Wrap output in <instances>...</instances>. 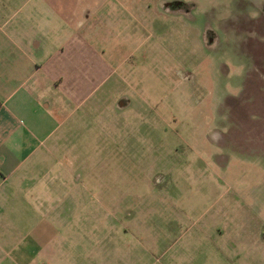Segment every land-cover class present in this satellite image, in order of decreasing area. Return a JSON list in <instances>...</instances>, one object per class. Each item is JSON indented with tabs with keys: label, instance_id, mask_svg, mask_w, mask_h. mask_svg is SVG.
<instances>
[{
	"label": "rangeland",
	"instance_id": "obj_1",
	"mask_svg": "<svg viewBox=\"0 0 264 264\" xmlns=\"http://www.w3.org/2000/svg\"><path fill=\"white\" fill-rule=\"evenodd\" d=\"M79 19L115 74L57 71L49 89L43 64ZM7 24L24 50L6 46ZM4 78L57 94L54 161H38L44 238L28 242L45 264H243L264 222V0H0Z\"/></svg>",
	"mask_w": 264,
	"mask_h": 264
},
{
	"label": "crops",
	"instance_id": "obj_2",
	"mask_svg": "<svg viewBox=\"0 0 264 264\" xmlns=\"http://www.w3.org/2000/svg\"><path fill=\"white\" fill-rule=\"evenodd\" d=\"M58 6L59 13L62 14L65 5ZM70 11L74 13L73 9ZM122 18L123 20L117 19L118 22L115 25L118 26L125 20L124 16ZM81 23V19L76 21L72 30L69 31L71 33L68 32L70 36L66 39V41L69 40L65 45L66 53L59 56L61 62L53 58L54 54L43 64L52 67L50 79L46 84V87L50 86L49 89H52V83L55 89L63 86V82L55 83L53 80L58 72H60L59 76L71 78L85 76L84 79L115 74L116 65L111 68L109 65L105 72L103 63L99 60L92 61V55L89 56L87 47L84 48L86 46L82 42L84 38L75 33V29L80 27ZM8 27L9 29L6 30L8 34L4 37L6 46L13 50H24L26 37L18 36L14 25H8ZM13 34L15 37L12 36ZM33 43V48L37 49L38 43ZM79 62L86 65L83 68L85 71L72 72L71 70L79 65ZM121 64L124 63L119 60L117 65ZM41 67L42 65L35 64L32 72L40 71ZM27 80L4 78V84H0V264H45L44 253L39 249L31 251L28 242L31 239L44 238V234L39 233L37 227L45 221L46 215L40 212V209L45 206V200L39 196V191L41 185L48 186L49 182L46 178V168H43L44 165H40L38 161L45 157L47 160L51 158L50 161H54V156L47 152L46 145L49 138L60 128L62 117L59 120L55 119V114L60 113L56 105L57 94L52 90L46 96L43 85L39 84L37 87ZM92 84L86 95H92ZM48 98L52 100L48 102ZM31 192L34 194L32 199ZM31 221L37 233L30 236L28 226ZM258 225L257 235L251 234L246 240L242 239L244 246L241 249L244 247L247 250L240 255L243 264H264V222ZM220 258L223 259V256ZM233 264H235L234 261Z\"/></svg>",
	"mask_w": 264,
	"mask_h": 264
}]
</instances>
